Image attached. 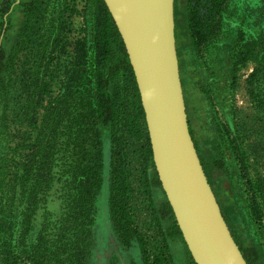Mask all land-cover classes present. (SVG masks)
Masks as SVG:
<instances>
[{
    "label": "rangeland",
    "instance_id": "rangeland-1",
    "mask_svg": "<svg viewBox=\"0 0 264 264\" xmlns=\"http://www.w3.org/2000/svg\"><path fill=\"white\" fill-rule=\"evenodd\" d=\"M224 1L198 46L188 0H175L181 79L190 129L222 212L239 244L255 246L264 264V0ZM30 2L27 16L14 14L0 77V264H67L62 236L78 209L69 198L75 194L97 214L88 264H192L185 244L169 237L170 218L160 211L165 194L146 189L145 172L154 170L145 160V126L138 134L128 121L136 96L122 74L114 141L105 148L96 142L90 4ZM97 172L94 196L91 182L68 189V178L91 180Z\"/></svg>",
    "mask_w": 264,
    "mask_h": 264
},
{
    "label": "water",
    "instance_id": "water-1",
    "mask_svg": "<svg viewBox=\"0 0 264 264\" xmlns=\"http://www.w3.org/2000/svg\"><path fill=\"white\" fill-rule=\"evenodd\" d=\"M104 2L133 68L156 172L195 264H248L190 131L177 49L175 0Z\"/></svg>",
    "mask_w": 264,
    "mask_h": 264
},
{
    "label": "trees",
    "instance_id": "trees-1",
    "mask_svg": "<svg viewBox=\"0 0 264 264\" xmlns=\"http://www.w3.org/2000/svg\"><path fill=\"white\" fill-rule=\"evenodd\" d=\"M16 1L17 0H3L1 3L0 43H2L0 45V77L6 72L8 68L7 42L9 40V33L12 30V25L16 24V21L13 20L14 14L19 12L22 16H27L28 13L32 11L33 7L32 3L30 2L31 0H20V3L18 5H15ZM88 4H90L92 8V10L89 9L91 19H89L88 21L89 28L87 30H91L90 32H88V39L89 41L91 40L90 42L93 45L92 48L94 50V62H96L95 68L98 108V120L96 124V142L99 145L103 143L102 148H105L106 144L113 143L114 141V134L118 116L117 79L119 75L122 74L124 77H128L130 81H132L136 96L134 115L128 121L131 125L132 122H134V126L137 130V133L142 124L145 126V160L152 164L154 170L153 174H151L148 170L145 172L146 189L152 192L153 189L159 188L164 193L153 162L152 148L145 121L144 110L140 100V94L137 87L133 68L131 66L123 39L115 25V22L104 0H90V3L88 0ZM188 4L189 5L188 7H186V11L188 13L187 18L189 19V26L192 29V37L195 39L197 45L199 46L206 42L207 34L216 23L217 18L220 17L223 13L225 1L188 0ZM14 5L15 8L13 11H11ZM176 16L177 18L179 17V15ZM109 43H111V45ZM112 54H115L114 57L112 56ZM191 134L193 136L192 131ZM100 157L106 158L107 155L104 152L103 154H101ZM105 168L106 166L104 165L98 166L99 171H102V169ZM21 169L23 171V174L21 175V181L22 185L25 186L29 181L28 172H25V170H27V166L22 165ZM33 169L34 168H32V170ZM94 175L95 177L93 176L94 178H92L91 180H82L78 179L77 177L68 178V180H66L68 181V189L75 190L79 187H82L83 184L89 185L91 182L90 187H87V191L90 192L89 195L91 194L94 196V189L97 188V185L100 183L101 180L98 176V172L97 175ZM104 181L105 178L103 179V182ZM102 191H105V188H103ZM93 196H91L90 198V203L93 202ZM69 198L70 200H72V204L77 205L78 203V209L73 210L69 215L72 218V225L69 227V229L65 228L63 230L64 234L62 236V239H65L66 241L64 243V253L65 255H67L68 258L67 264H88L87 259L88 257H91L92 228L93 225L96 223L97 214L95 215V212L94 214H92L91 211L89 212L88 203L82 204L80 200L81 197L79 195H71L69 196ZM86 198L89 199L88 196ZM160 211L163 219L168 217L170 218V228L168 230L169 237L173 240L180 239L185 244L181 230L177 225L172 207L170 206L167 198ZM1 223L4 222L1 221ZM3 228L4 227L1 226L0 229ZM69 237H73L74 240L68 241ZM234 238L240 246L247 263L258 264L261 259L260 251L252 244L247 243L246 245H241L239 244L238 239L235 236ZM67 241L69 243H67ZM187 252L189 255L190 263L195 264L188 248Z\"/></svg>",
    "mask_w": 264,
    "mask_h": 264
},
{
    "label": "crops",
    "instance_id": "crops-1",
    "mask_svg": "<svg viewBox=\"0 0 264 264\" xmlns=\"http://www.w3.org/2000/svg\"><path fill=\"white\" fill-rule=\"evenodd\" d=\"M2 1H3V0H1V2H0V8H1V3H2ZM19 3H20V1H19V0H17V1H16V3H15V5H18ZM14 8H15V7L13 6V7H12V9H11V11H13V10H14ZM258 19H260V20L258 21V24H259V26L262 28V27H263V25H261V24L263 23V22H262L263 20H261V17H260V18H258ZM260 23H261V24H260Z\"/></svg>",
    "mask_w": 264,
    "mask_h": 264
},
{
    "label": "built area",
    "instance_id": "built-area-1",
    "mask_svg": "<svg viewBox=\"0 0 264 264\" xmlns=\"http://www.w3.org/2000/svg\"><path fill=\"white\" fill-rule=\"evenodd\" d=\"M85 6L87 7V9H88V0H85ZM88 14H90V11H88Z\"/></svg>",
    "mask_w": 264,
    "mask_h": 264
}]
</instances>
